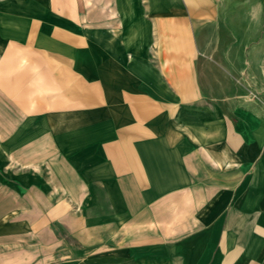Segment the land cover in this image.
<instances>
[{
    "label": "crops",
    "instance_id": "0c3cea01",
    "mask_svg": "<svg viewBox=\"0 0 264 264\" xmlns=\"http://www.w3.org/2000/svg\"><path fill=\"white\" fill-rule=\"evenodd\" d=\"M76 3L0 0V264H264V0Z\"/></svg>",
    "mask_w": 264,
    "mask_h": 264
},
{
    "label": "rangeland",
    "instance_id": "374dc122",
    "mask_svg": "<svg viewBox=\"0 0 264 264\" xmlns=\"http://www.w3.org/2000/svg\"><path fill=\"white\" fill-rule=\"evenodd\" d=\"M130 2L131 0H77L75 5L79 15H81L80 19L87 20L88 15L100 14L105 19L103 25L115 27L120 23L119 15L123 12H129ZM113 11L117 12V15L112 16ZM85 24L87 25L88 22L86 21ZM89 24L92 25L93 23Z\"/></svg>",
    "mask_w": 264,
    "mask_h": 264
}]
</instances>
